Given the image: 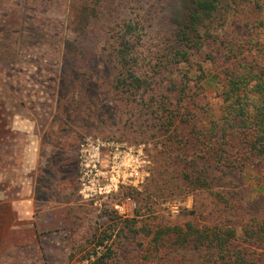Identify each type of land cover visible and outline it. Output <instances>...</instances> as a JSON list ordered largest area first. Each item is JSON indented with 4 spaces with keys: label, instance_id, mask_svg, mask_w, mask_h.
Wrapping results in <instances>:
<instances>
[{
    "label": "rangeland",
    "instance_id": "rangeland-1",
    "mask_svg": "<svg viewBox=\"0 0 264 264\" xmlns=\"http://www.w3.org/2000/svg\"><path fill=\"white\" fill-rule=\"evenodd\" d=\"M78 1L0 0V166L2 150L13 148L14 140L17 146L24 141V134L9 127L11 121L22 120L26 123L23 133L39 155L32 173L36 212L42 207L55 209L56 219L46 231L36 229L32 235L33 231L27 230L25 252L11 253V264H87L80 259L83 252L71 258L72 246L95 230L111 234L104 245L118 253L112 264H144L141 257L148 245V229L187 221L222 225L228 215L213 197L217 191L237 192L254 211L264 212L263 168L248 173L228 165L217 167L206 148L200 149L201 144L193 142L178 122L165 127L155 122L151 112L137 111L130 117L129 111L117 109L109 85L113 71L102 58L98 34L92 40L95 57L90 69H69L64 44L74 39L68 16ZM118 1L125 16L146 17L141 31L146 46L141 50L160 49L166 32L178 22L180 0ZM238 1L218 20L212 37L218 43L263 44L264 0ZM210 47L195 54L191 65L181 64L179 72L166 75L161 80L164 89L157 93L176 108L179 95L169 91V81H177L180 87L190 77L181 110L184 115L191 111V120L199 129L218 115L217 84L222 81L223 69L230 67L221 63L220 55L216 64L209 62ZM207 74L216 75L217 82L204 81ZM96 140L113 142L124 153L143 146L149 160L144 183L138 187L120 185L110 195L86 196L78 182L79 156L81 145ZM183 173L193 179L203 175L211 180L212 188H193ZM126 220L133 221L130 230L138 234L125 229L128 237L118 240ZM92 248L90 245L85 251ZM97 250L102 251L103 246Z\"/></svg>",
    "mask_w": 264,
    "mask_h": 264
},
{
    "label": "trees",
    "instance_id": "trees-1",
    "mask_svg": "<svg viewBox=\"0 0 264 264\" xmlns=\"http://www.w3.org/2000/svg\"><path fill=\"white\" fill-rule=\"evenodd\" d=\"M238 3L180 0L178 22L166 32V42L160 49L145 53L141 50L146 46L141 35L144 15L125 16L118 0H79L71 6L68 16L74 39L64 44L67 65L75 72L90 69L95 57L92 40L98 34L103 43L102 58L113 71L109 85L117 109L129 111L130 117L137 111L151 112L155 122L165 127L178 122L193 142L201 144L200 149L206 148L217 167L228 165L248 173L250 169H264V43H218L212 37L218 20L224 19ZM208 45L209 62L216 64L220 55L221 63L230 67L223 69L222 81L217 84L218 115L199 129L191 120V111L184 115L181 110L190 89V77L180 87L177 81H169V91L179 95L176 108L157 93L163 88L161 80L166 75L179 72L181 64L191 65L194 55ZM212 79L216 81V75L203 78ZM183 174L193 188H212L211 180L203 175L193 179ZM213 197L228 215L222 225L201 226L187 221L183 225L148 229L145 236L149 241L141 257L144 264H264L263 209L254 211L237 192L217 191ZM131 226L133 221H124L118 240L128 237ZM110 239V233L99 234L95 230L73 243L71 258L83 252L80 259L87 264H112L118 253L104 245ZM90 245L93 248L85 251ZM100 246L102 251L97 250Z\"/></svg>",
    "mask_w": 264,
    "mask_h": 264
},
{
    "label": "crops",
    "instance_id": "crops-1",
    "mask_svg": "<svg viewBox=\"0 0 264 264\" xmlns=\"http://www.w3.org/2000/svg\"><path fill=\"white\" fill-rule=\"evenodd\" d=\"M10 130L25 135L20 145L15 144L2 150V165L0 166V264H11V253H24L28 244L27 230L32 235L36 229L48 230L54 220L55 209L42 207L38 213L35 208L34 189L35 174L39 163V155L28 142L26 123L22 120L11 121ZM1 156V155H0ZM51 209V211H50ZM44 239V238H43Z\"/></svg>",
    "mask_w": 264,
    "mask_h": 264
},
{
    "label": "built area",
    "instance_id": "built-area-1",
    "mask_svg": "<svg viewBox=\"0 0 264 264\" xmlns=\"http://www.w3.org/2000/svg\"><path fill=\"white\" fill-rule=\"evenodd\" d=\"M142 149L138 146L135 152L124 153L113 142L86 141L79 156L78 182L82 192L86 196L110 195L120 185L141 186L149 176V160Z\"/></svg>",
    "mask_w": 264,
    "mask_h": 264
}]
</instances>
